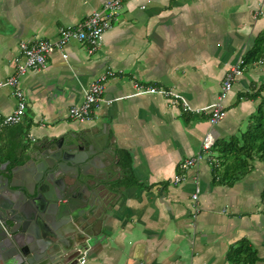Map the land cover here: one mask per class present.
I'll return each instance as SVG.
<instances>
[{
  "label": "crops",
  "instance_id": "crops-1",
  "mask_svg": "<svg viewBox=\"0 0 264 264\" xmlns=\"http://www.w3.org/2000/svg\"><path fill=\"white\" fill-rule=\"evenodd\" d=\"M104 2L0 0V81L13 74L21 40L54 39L60 26L76 25ZM263 32L264 0H124L93 54L71 41L66 60L55 51L44 68L21 78L24 116L16 124L0 122L5 176L11 178L12 168L25 176L33 144L78 127L106 136L119 159L106 169L97 221H82L88 224L85 261L76 264H231L226 252L241 238L257 250L253 264H264V160L255 159L250 171L226 184L213 179L209 153L172 182L206 132L221 140L246 128L264 89L256 98L239 95L264 82V56L243 64L224 100L225 117L213 125L205 112H183L161 94H135L134 87L162 86L193 107L211 104L228 68ZM103 75L108 101H100L87 121L70 118L69 107ZM15 106L12 87L1 85L0 111ZM121 151L131 156L129 173ZM69 236L58 233L64 241ZM4 254L0 248V264H6Z\"/></svg>",
  "mask_w": 264,
  "mask_h": 264
},
{
  "label": "water",
  "instance_id": "water-1",
  "mask_svg": "<svg viewBox=\"0 0 264 264\" xmlns=\"http://www.w3.org/2000/svg\"><path fill=\"white\" fill-rule=\"evenodd\" d=\"M32 163L20 177L4 175L0 162V248L6 264H76L88 238L87 223L97 221L106 169L118 163L106 136L88 126L33 144ZM114 158V160H113ZM32 161V162H31ZM69 232L68 240L58 237Z\"/></svg>",
  "mask_w": 264,
  "mask_h": 264
},
{
  "label": "built area",
  "instance_id": "built-area-1",
  "mask_svg": "<svg viewBox=\"0 0 264 264\" xmlns=\"http://www.w3.org/2000/svg\"><path fill=\"white\" fill-rule=\"evenodd\" d=\"M124 0H105L103 5L93 10L84 19L74 26H60L57 37L37 38L34 40H21L18 44V54L15 58L14 72L4 80L0 81L1 85L11 86L13 95L16 98V106L10 113L0 111V122L4 125L19 123L25 112L26 100L23 89L20 85L21 78L28 70H38L44 68L47 64V58L55 51H59L63 59H67L69 53L66 50L71 41H78L85 45L87 53L93 54L103 43L105 32L111 28L116 20ZM244 59L240 57L234 62L225 73L221 83V89L218 97L214 102L202 107H193L190 103L176 90L165 88L157 85H145L139 82L134 83L135 94L142 93H159L166 97L168 103L172 106H179L183 112L208 114L210 124H217L225 117L224 100L233 86V81L242 72ZM110 73V72H109ZM105 75L92 80L84 89V96L80 103L74 104L68 109V116L74 120L84 122L89 120L95 112V108L100 101H108L103 97ZM214 137L211 132H206L200 141L198 152L179 163L180 172L173 178L172 182L177 183L182 180V172L193 166L200 158L210 153L214 144ZM193 198L197 197L194 193ZM85 261V254L81 255L79 262Z\"/></svg>",
  "mask_w": 264,
  "mask_h": 264
},
{
  "label": "trees",
  "instance_id": "trees-1",
  "mask_svg": "<svg viewBox=\"0 0 264 264\" xmlns=\"http://www.w3.org/2000/svg\"><path fill=\"white\" fill-rule=\"evenodd\" d=\"M264 56V32L257 38L254 48L244 56V63L258 61ZM264 89L262 82L258 89L247 94L256 98L257 93ZM209 158L213 179L219 183L231 184L240 179L253 168L255 159L264 160V95L256 105L254 113L249 117L246 128L230 135L226 139L216 140L210 149ZM125 172H131V156L127 152H120ZM264 201V189L261 193ZM226 257L231 264H253L258 260L257 250L246 238H241L230 245Z\"/></svg>",
  "mask_w": 264,
  "mask_h": 264
}]
</instances>
